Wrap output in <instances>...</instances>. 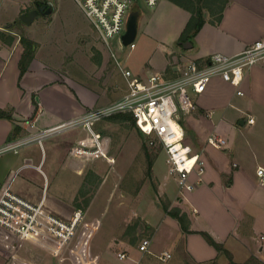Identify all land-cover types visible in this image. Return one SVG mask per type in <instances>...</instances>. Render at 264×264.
Segmentation results:
<instances>
[{
	"label": "crops",
	"instance_id": "obj_1",
	"mask_svg": "<svg viewBox=\"0 0 264 264\" xmlns=\"http://www.w3.org/2000/svg\"><path fill=\"white\" fill-rule=\"evenodd\" d=\"M51 1L53 12L37 18L58 15L61 0ZM139 3L142 4L135 0L132 7L138 12L137 24L142 17L149 21H140L135 38L140 34L143 46L153 42L164 51L173 44L178 46L172 53H165L167 63L157 70L167 77L176 76L188 62L201 65L214 53H240L264 36V0H228L218 25H212V17L203 11L204 24L191 40L182 41L179 38L191 15L187 7L203 3L159 0L154 6L157 9L152 7L156 12L153 14V9L146 16L141 15ZM9 26L4 31L12 38L14 33ZM14 41L12 38L7 45L0 36V110L10 117L0 118V146L74 119L125 93L123 81L121 95L112 91L106 96L105 91L38 59L37 52L20 75L22 48ZM187 41L191 47L182 48L181 44ZM237 90L241 95H237ZM192 102L193 109L182 120L186 143L200 152L204 162L201 181L197 182V176L192 174L194 189L184 193L176 185L169 191L160 185L155 192L142 189L131 196L130 212L123 218H113L104 239L96 238L99 228L84 237L80 231L82 222L70 244L62 249L66 259L72 258L78 264L82 261L77 256H83L88 264H264V188L256 184L254 177L255 167L264 165V63L251 67L239 88L217 77L211 79L202 94L192 96ZM249 118L253 119L252 124L247 123ZM84 133L81 129L70 130L45 139L41 147L32 144L17 153L0 156V188L7 187L31 203L42 201L52 211L66 215L79 182L68 196L49 194L45 190L49 184L46 173L52 174L54 165H59L61 171L73 176L83 174L84 166L69 151L85 140ZM212 135L225 141L222 148L206 145ZM47 161L51 162L46 172ZM153 166L152 177L158 182L159 172L153 171ZM37 175L42 178L41 186L34 182ZM204 235L225 251H218ZM143 239H149L150 244L148 252L141 254L138 246ZM117 252L127 253L129 259L119 261ZM164 252L170 258L163 261L159 256ZM65 254L55 258L63 260ZM53 256L42 244L7 239L0 233V264H39Z\"/></svg>",
	"mask_w": 264,
	"mask_h": 264
},
{
	"label": "built area",
	"instance_id": "obj_2",
	"mask_svg": "<svg viewBox=\"0 0 264 264\" xmlns=\"http://www.w3.org/2000/svg\"><path fill=\"white\" fill-rule=\"evenodd\" d=\"M73 1L109 51L110 39L117 37L121 42L120 38L125 32L127 18L133 10L135 0ZM139 1L152 8L159 0ZM127 47L132 50L134 43ZM110 54L126 86L125 93L120 98L104 106L91 108L78 117L54 127L11 139L0 146V155L17 153L32 144L41 147L45 139L81 129L88 136L78 142L71 150V155L87 154L86 151L93 147V153L104 156V142L100 141L99 135L93 131L94 125L117 114H128L133 119L135 129L146 140V145L151 148L158 144L165 154L167 170L160 187L167 188L172 180L179 192L192 191L194 183L190 177L195 174L197 182L201 181L204 162L200 152L185 141L182 118L193 109L189 93L202 94L208 82L216 77L239 88L246 72L256 64L264 63V36L235 55L214 53L201 65L188 62L174 77H167L165 73L159 72L139 78L123 68L114 53ZM237 95H241L239 90ZM247 123L252 124L253 119H247ZM206 144L220 149L225 141L212 135L207 138ZM254 177L256 184L264 188L263 164L255 167ZM83 218L84 212L79 209H74L69 216L62 215L52 211L42 201L31 203L7 187L0 188V233L7 239L16 238L42 244L51 250L54 256L70 244ZM149 244V239H143L138 246V252L147 253ZM116 258L119 261L129 259L125 252H117ZM169 258L170 254L166 252L159 256L163 261Z\"/></svg>",
	"mask_w": 264,
	"mask_h": 264
},
{
	"label": "rangeland",
	"instance_id": "obj_3",
	"mask_svg": "<svg viewBox=\"0 0 264 264\" xmlns=\"http://www.w3.org/2000/svg\"><path fill=\"white\" fill-rule=\"evenodd\" d=\"M31 1L1 0L0 31L7 35L4 30L10 25L9 31L14 33L12 38L22 51L23 45L18 40V36L36 45L37 50L34 54L37 52L38 59L48 61L54 67H60V70L68 72L69 76L84 80L85 83L100 89L101 92L105 91L106 96H109L112 91L121 95V88L124 86L110 52L114 53L123 68H128L139 78H146L151 73H159L157 70L160 66L167 63L165 53L170 54L178 48L176 44H173L171 48L168 46L169 51L168 49L164 51L153 42L143 46L138 34L133 41L135 49L130 50L117 37H114L109 40V51L98 39L97 33L73 0H61L62 6L58 15L45 19L37 18L36 22L32 21L33 25L32 23L25 25L19 21L18 17L33 8ZM154 8L139 5L142 16L151 14ZM155 9L153 14L156 12ZM145 19L149 21L148 18L142 17L141 24H144ZM170 30H173V26ZM193 95L189 93L191 100ZM94 127L93 131L99 135L100 141L104 142V156L93 153L95 151L93 147L86 149L87 154L84 155H71V150L75 147L70 149L69 154L78 158L84 166L83 174L76 177L69 172L61 171L59 165H54L53 173H46L49 184L46 185L45 190H48L49 194L58 192L62 196H68L74 190L73 186L79 182L77 194L72 203L67 206L69 213L66 216H69L74 209L82 210L84 218L81 233L87 237L89 233L99 228L96 237L99 240L109 234L108 229L114 217L121 215L123 218L127 212H130L133 201L131 196L138 194L142 189L156 191L166 174L167 165L164 152L157 148L158 145L149 149L145 143L146 140L134 128L130 120H102ZM87 136L88 134L84 133L85 139ZM111 161L113 163H109ZM149 161H152L150 169ZM154 161L156 163L153 166ZM50 162L47 161L44 169L46 172ZM152 166L153 171L159 172L158 182L152 177ZM34 178V182H39L41 186L42 178L39 175ZM175 187V183L171 180L167 190L175 189ZM87 200L88 203L85 206ZM76 204L79 206H75ZM114 209H116L115 213ZM64 250L56 257L65 254ZM46 253L49 255L47 250ZM64 257L63 260H57L55 256L49 260L47 257L49 261L42 260L38 263L78 264L77 261L73 262L72 258L71 261L66 259V254ZM77 258L81 259L79 262L88 264L83 261V256L82 258L77 256Z\"/></svg>",
	"mask_w": 264,
	"mask_h": 264
},
{
	"label": "trees",
	"instance_id": "obj_4",
	"mask_svg": "<svg viewBox=\"0 0 264 264\" xmlns=\"http://www.w3.org/2000/svg\"><path fill=\"white\" fill-rule=\"evenodd\" d=\"M198 3H203L200 6H192V7H187L188 11L190 12V19L188 21V23L186 24V27L184 28L179 41L182 40H191V38H193V36L196 34V32L201 28V26L204 24V12L206 11L209 13V15L212 17L210 23L212 25H218V23L220 22V19L222 17V12L225 8V6L228 3V0H197ZM0 36L2 38H4V41L6 42L7 45H10L12 43V38L9 37L8 35L4 34L3 32L0 31ZM23 45V51L21 54V58L19 61V71H20V75L23 74V72H25L28 64L30 63V61L32 60L33 56H34V51L36 50V45L31 43L30 41L26 40L24 37H20L19 39ZM0 118H7L9 119V115L5 112L0 110ZM112 119H120V120H130L131 124L134 126L135 125L133 123V119L130 115L128 114H117L114 116H111L105 120H112ZM97 124V123H96ZM96 124L94 126H96ZM183 126V124H182ZM95 128V127H94ZM184 128V127H183ZM158 145V144H155ZM149 149H151L150 147H148ZM158 149H160V146H157ZM152 165V161H149L148 163V167L149 169L151 168ZM88 200L85 201V206L87 205ZM75 206H79V205H75ZM206 241L211 244L212 246H214L218 251H225L221 245L215 243L210 237H208L207 235H204ZM249 264V262L247 263Z\"/></svg>",
	"mask_w": 264,
	"mask_h": 264
},
{
	"label": "water",
	"instance_id": "obj_5",
	"mask_svg": "<svg viewBox=\"0 0 264 264\" xmlns=\"http://www.w3.org/2000/svg\"><path fill=\"white\" fill-rule=\"evenodd\" d=\"M53 4L51 0H46L43 2V5L41 7H38L37 9H34L32 11H29L28 13L21 14L19 19L25 24L29 25L34 19L38 17V12L42 17L48 16L53 12ZM137 19H138V12L137 11H131L128 15L126 26H125V32L121 36L120 40L121 43L124 46H128L134 41L136 31H137ZM181 44V43H180ZM181 47L184 49H188L191 47V44L189 41L186 43H182Z\"/></svg>",
	"mask_w": 264,
	"mask_h": 264
},
{
	"label": "flooded vegetation",
	"instance_id": "obj_6",
	"mask_svg": "<svg viewBox=\"0 0 264 264\" xmlns=\"http://www.w3.org/2000/svg\"><path fill=\"white\" fill-rule=\"evenodd\" d=\"M46 0H33L32 1V7L31 9H29L28 11H26L25 13H28L29 11H32L34 9H37L38 7H41L43 5V2H45ZM38 16H40V13L38 12Z\"/></svg>",
	"mask_w": 264,
	"mask_h": 264
}]
</instances>
